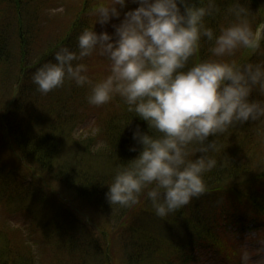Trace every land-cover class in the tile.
I'll return each instance as SVG.
<instances>
[{"label": "clouds", "instance_id": "clouds-1", "mask_svg": "<svg viewBox=\"0 0 264 264\" xmlns=\"http://www.w3.org/2000/svg\"><path fill=\"white\" fill-rule=\"evenodd\" d=\"M139 5L123 14L104 3L91 14L96 24L82 30L77 50L60 47L53 61L32 75L42 94L74 82L89 86L87 101L102 106L118 95L129 112L148 125L133 131L138 156L114 167L106 200L128 208L145 196L161 219L175 214L207 191L205 175L218 165L217 137L249 122L264 123V99H252L254 91L264 94V63H239L238 49L264 50V25L253 30L242 7L229 11L236 20L216 35L206 18L217 10L215 0H131ZM113 19L119 24H111ZM111 24L108 31L97 33ZM212 42L213 58L192 63L202 40ZM94 54L109 63V74L93 82L83 63ZM129 125V124H128ZM127 125V126H128ZM212 138V139H210ZM249 257H243L247 264Z\"/></svg>", "mask_w": 264, "mask_h": 264}, {"label": "trees", "instance_id": "trees-1", "mask_svg": "<svg viewBox=\"0 0 264 264\" xmlns=\"http://www.w3.org/2000/svg\"><path fill=\"white\" fill-rule=\"evenodd\" d=\"M48 1L0 0V12H2L0 13V95L4 93V100L5 93H10L6 101L2 103L4 110L0 113V117L3 116L7 137L23 160L38 166L43 174L51 173L78 197L90 200L94 206L103 211L109 208H121L118 205L110 206L107 202L105 195L108 191L107 186L112 181L116 164L127 163L139 154V151H129L132 146L140 148L132 139L133 131L139 126L141 131L146 133L148 125L135 117V113L129 112L127 105L118 95L102 106H93L87 101V96L90 94L89 86L78 87L74 82H66L63 87L47 94H42L37 90V86L32 82L33 73L44 63L53 61L54 54L60 47L77 50V38L82 30L96 24V17L91 14V11L100 2V0H78L68 16V21L63 24L62 34L43 51L42 44L38 42L43 36L40 34L39 27L42 16L48 10ZM262 1L263 9L261 10L258 5H261ZM207 3L208 0H203L202 6H206ZM215 5L217 10L212 16L206 18L205 23L207 27L214 30L216 35H219L222 28L236 20V17L229 11L230 8L236 6L245 9L250 24L256 22L257 19L258 27L264 21V0H215ZM138 6L133 4L132 8L135 9ZM258 14L261 21L257 17ZM11 22L17 27L15 32L10 30L9 23ZM98 25L95 27L97 28ZM211 47L212 42L202 40L200 51L192 58L189 66L194 62L212 58ZM38 48L41 50H37ZM89 58L82 62L87 64ZM239 63H264V50L256 52L254 56H251L250 61L241 60ZM88 75L90 77L89 71ZM92 80L97 82L95 79ZM251 98L262 100L264 94L254 91ZM91 108L96 109L99 115L97 125L99 133L103 136V146H101L99 156L104 160V165L102 164L97 169L88 168L90 171H87L84 168L86 157L91 155L90 153L84 152V157L74 154V158L81 157L83 164L74 163L72 157L65 158L61 155L67 150L66 146L72 147L81 143L84 150L85 142L89 144L88 146L92 144L90 141L80 143L74 141L75 132L89 122L90 117L87 116L86 111ZM43 114L55 119L54 122L45 125L41 121L44 118ZM58 122H60L59 128ZM61 122L64 127L61 126ZM66 124L68 127L65 126ZM257 127L258 122H249L238 125L216 138L220 146V150L214 154L218 165L211 172L206 173L207 191L203 195L194 198L189 205L165 219L157 217L154 211L147 212H152L153 217L149 220L161 223L166 230L177 229L175 233L181 232L180 236L186 234L189 237L183 241V244L177 242V245L176 243V250L185 249V252H180V256L173 260L170 258L164 264H189L192 253L199 251L193 249L195 242L211 240L210 246L201 248L212 249L215 248L214 239L221 240V238L218 239L214 220L210 216L209 205L212 198L219 199L223 195H228L230 205L223 208L227 223L262 226L264 222V161L256 157L253 159V154L250 152V147L261 135ZM0 135H2L1 129ZM93 156L96 158V155ZM243 156L247 157L245 163L242 162ZM87 159L90 160V157ZM198 202L200 208L196 213ZM147 204L150 205L149 202ZM202 204L203 208H201ZM194 206L195 209L192 210ZM132 207L121 209L129 211ZM139 222L146 223V219H140ZM219 223V229L226 231L228 226L223 222L219 221ZM135 224L136 221L129 225L134 235V239L128 238V246L133 248L129 255L130 264L132 262L154 264L151 255L140 250L139 243L146 236L133 231ZM11 234L12 236L7 232L6 235L0 237V264H37V259L33 257L31 248L29 249L30 246H26L17 234ZM79 236L81 234L68 239V253L72 251L68 254V260L73 264L74 258L79 257L81 261L76 264H98L97 257L101 252L93 241L94 234L91 235L89 230L88 232L83 231V236ZM192 239L194 242L191 241ZM231 247H234L233 244ZM215 249L217 250L218 246ZM145 250L144 248L143 251ZM65 255L60 254L64 258ZM63 260V258L60 259L62 262Z\"/></svg>", "mask_w": 264, "mask_h": 264}, {"label": "rangeland", "instance_id": "rangeland-1", "mask_svg": "<svg viewBox=\"0 0 264 264\" xmlns=\"http://www.w3.org/2000/svg\"><path fill=\"white\" fill-rule=\"evenodd\" d=\"M101 1H103L102 3H107V5L110 4L109 6L111 7H116L118 10L120 9L119 0ZM77 2L78 0H49L47 2L48 10L42 16L39 27L40 34L43 36L42 40L38 42L42 44L43 51L62 34L64 31L63 24L68 21V16H70ZM258 6L262 10L263 1ZM132 7L133 3L131 0H127L126 7L120 9L121 20L125 12L133 10ZM252 11H254L253 8ZM257 17L261 21L259 14ZM119 23L120 20L118 19L111 21V24ZM111 24L103 28L98 25L97 28L95 27V30L97 33L106 30L109 34H112L114 29L111 27ZM257 24V19L256 22L251 23L253 30L256 29ZM261 25H264V21ZM9 27L13 32L17 29L16 25L12 22L9 23ZM37 50L41 49L38 48ZM255 53L241 48L235 52L234 56L226 57L225 59H235L237 62L241 60L250 61L251 56H254ZM87 66L90 77L97 80V82L109 74L107 59L96 54L89 58ZM9 94L5 93L4 100V93L0 95V113L4 110L2 103L6 101ZM87 108L90 107L87 106ZM86 114L90 117L89 122L75 132L74 141L75 143L76 141L79 143L81 141H90V144H92L88 146L89 144L85 142L84 150L81 143L72 147L66 146L67 150L63 151L61 156H65V158L72 157L74 163L83 164L80 156L84 157V152L90 153L91 155H87V157H90V160L86 157V166L84 168L90 171L88 168L92 169L94 167L97 169L104 162L99 156V151L102 148L101 146H103V136L99 133L97 125L98 111L91 108L86 111ZM43 117L41 121L45 125L55 120L51 119L47 114H43ZM3 121V116H1L0 237L6 235L7 232L11 236V233L17 234L19 239L25 242L26 246H30L29 249L31 248L30 251L32 250L33 257L37 259V264H72L68 260V254L72 252L70 250L68 253V239L73 238L77 234L83 236V231L88 232L89 230L91 235L94 234L93 241L101 252L97 257L98 264H130L131 259L129 255L133 248H129L128 238L134 239V235L129 229V225L134 221H136V224L132 228L133 231L140 235H145L144 239H147L139 240L141 242H138L140 250L151 255L154 264H164L168 259L171 258L173 260L177 256H180V252H185V249L176 250V243L180 242L179 244H183L184 240L189 239L188 235L180 236L181 232L175 233L177 229L166 230L162 227L161 223L149 220L153 217L151 216L153 210L147 204L145 196H142L140 203L133 206L129 211L121 208L100 210L90 200H83L69 191L68 187L61 180L52 176L51 173L43 174L39 171L38 166H34L23 160L17 153L9 137H7ZM59 124L60 122H58V128L60 127ZM65 126L68 127V124ZM64 129L67 130L68 128ZM256 129H258L261 135L260 137L258 136L256 142L250 147V152L253 154V159L256 157L264 161V123L258 122ZM74 154L80 156L74 158ZM93 155H96V158ZM242 158V162L245 163L247 157L243 156ZM225 162L228 163V161ZM211 200L209 205L210 216L214 220L218 239L221 238L220 241L214 239L213 244H215V248L218 246V249L201 248L202 246H210L212 244L211 240L195 242L193 249H198L199 251L192 253L189 264H244L243 257L245 255L249 257L247 264H264V222L262 226L246 223L244 225L227 223L223 208L230 205L228 195H223L219 199L215 197ZM205 206L208 208L207 205ZM199 208L200 203L198 202L196 213ZM201 208H203V204ZM194 209L195 206L192 210ZM140 211L141 213H139ZM149 211L152 212L147 213ZM248 215H250L249 212ZM140 219H146V223H140ZM219 221L228 226L226 231L219 229ZM191 241L194 242V239ZM134 242L137 241L134 240ZM231 244L234 247H231ZM144 248L146 249L145 251H143ZM61 253L66 254L65 258L60 256ZM61 258L64 259L63 262L60 261ZM74 259L75 261H72L74 262L73 264L80 263L81 261L79 257H75Z\"/></svg>", "mask_w": 264, "mask_h": 264}]
</instances>
